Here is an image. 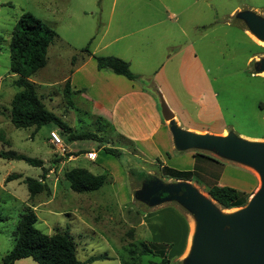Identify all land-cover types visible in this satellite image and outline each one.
Listing matches in <instances>:
<instances>
[{
  "label": "rangeland",
  "instance_id": "1",
  "mask_svg": "<svg viewBox=\"0 0 264 264\" xmlns=\"http://www.w3.org/2000/svg\"><path fill=\"white\" fill-rule=\"evenodd\" d=\"M147 1L149 0H140L129 9H140ZM242 1L243 4H260L256 0ZM238 2L225 0L224 9ZM166 3L169 4L167 0L151 2L161 12ZM109 5L108 0H0V152L10 151L40 160L46 168V159L50 156L46 139L49 137V131L53 129L64 145L73 143L72 148L91 147L97 151L98 143H103L109 148H118L120 150L118 157L113 155L107 157L112 159V164L123 174L121 179L117 175L113 177L111 172H108L110 164L105 162L106 166H101L102 170L96 172L106 176L103 186L95 192L78 194L70 190L69 184L63 181L62 174L59 180L57 175L42 179L43 170L40 167L31 166L24 161L0 158V260L12 249L14 244L12 233L24 212V207L28 206L34 209L35 228L40 232L51 235L57 231L67 230L71 234L76 244L77 258L83 264H117L113 257L119 255L123 259L126 256L123 247L128 251L127 264H155L154 262H159L163 258L168 259L169 264H184L191 233L190 223L193 226L195 223L193 214L176 201L149 205L135 196L137 192L154 184L155 181L165 185L177 181L165 177L163 164L159 160L147 164L148 161L141 155L137 157L131 155L134 150L132 144L118 137L111 143L108 140L114 136L112 134L108 138L109 131L97 134L99 124L91 121L82 110L70 107L64 96L65 79L69 78L71 70L85 57L79 51L87 46L91 51L98 41L96 33L104 18L102 16L100 19L98 8ZM25 13L42 21L57 35L48 48L47 64L31 78L42 103L75 133H96L101 140L67 142L58 128L52 124L42 126L36 131L34 128L16 129L11 124L10 102L18 88L13 85L15 76L9 73V43L18 19ZM223 13L224 11L217 13V22L212 27L199 30V33L192 32L194 40L200 36L194 46L197 63L192 69V74L198 75L192 77L186 70L178 69L174 82L171 80V84L163 86V92L160 94H164L163 98H166L168 107L175 112L184 128L206 130L210 133H220L222 129H226V134L233 133L241 138H249L260 135L261 128L256 125L260 119L263 131L261 139H264V71L256 68V63L264 58V46L256 43L258 47H255L243 35L241 28L246 27V24L237 15L231 18L230 25H225ZM185 14L187 16L189 11ZM198 23L200 27L204 25L200 20ZM203 34L205 37L201 38ZM137 82H141L142 87L150 90L153 80L140 79ZM70 101L75 103L77 100L70 98ZM101 127L103 128V125ZM193 152L213 155L204 150ZM44 170L47 173V169ZM189 170L195 175L199 174L197 177L201 182L196 183L195 178L188 182L202 196L209 199L205 188L212 180L203 176L214 179L217 175L215 167L198 158L193 168ZM252 171L258 176L256 171ZM12 174L20 175L21 178L6 181ZM25 178L42 180L45 189L35 197H29L23 182ZM54 185L56 190L55 196L52 197L49 188ZM118 186H122L120 188L123 189L122 194L127 198L125 202L121 199V205L117 197ZM93 197L97 198L101 207H93L91 212L85 211L90 213L86 217L90 220L86 221L79 213L80 209L83 210L80 200ZM215 207L221 214L233 213L239 209L225 210L217 203ZM141 220L145 225L139 226ZM86 224L90 225L88 227L94 233L86 229ZM153 224L162 225L159 233L157 229L154 233L149 227ZM158 235H161L163 240L159 241L156 238ZM144 246L152 255L141 256ZM130 250L132 254L129 253ZM101 254H106L111 259L86 262L91 255Z\"/></svg>",
  "mask_w": 264,
  "mask_h": 264
},
{
  "label": "crops",
  "instance_id": "2",
  "mask_svg": "<svg viewBox=\"0 0 264 264\" xmlns=\"http://www.w3.org/2000/svg\"><path fill=\"white\" fill-rule=\"evenodd\" d=\"M108 1L109 6L98 8L100 19L102 16L104 18L100 24V29L96 33L98 41L90 51L92 55L85 56L79 61L71 70L69 78L65 79V81L69 80L70 98L77 100L75 103L71 102L70 107L82 110L91 121L99 124L100 128L96 129L97 134L109 131L110 133H107L108 138L113 134L114 137L108 140L111 143L114 142V138L117 139L118 137L132 144L134 150L131 155L134 157L141 155L148 161L147 164L159 160L165 167L178 171H192L189 169L193 168L199 157L197 159L194 157L193 150L178 151L175 148L170 126L161 117L159 99L156 96L161 95L163 98L164 94H160V92H163V86L171 84V80L174 82L178 69L186 70L187 74L192 77L198 75V73L192 74V69L194 64L197 63L194 46L200 36H197L194 40L192 32L199 33V30L203 31L215 25L219 11H224L223 23L227 26L231 24V18L241 12H251L264 18V0H256L260 2L257 5L243 4L242 0H238V3L228 6L227 9H224L225 0H167L169 4L166 3V6H163L162 12L158 7L151 4L153 0L144 3L140 6V9H129L132 4L137 5L140 0ZM154 1L161 2V0ZM188 11L189 14L185 16ZM199 20L204 23L202 27L198 23ZM241 30L243 35L255 47H258L250 38L247 27H242ZM204 37L205 34L201 36V38ZM98 55L114 56L124 60L129 64L131 72L139 76L140 79L153 80L152 84L159 93L154 96L148 89L140 85L141 82L127 80L123 76L115 75L110 71L98 70L94 58ZM251 57L252 55L248 60ZM165 99L163 98L167 104ZM170 110L173 113L175 125L180 129L182 128L181 130L184 129L183 131L219 136L226 134V129H222L220 133H210L206 130L184 128L181 126L175 112L172 109ZM100 124L103 125V128ZM256 125L261 128L260 135H251L253 137L248 139L261 140L263 131L260 119L259 124ZM50 131L55 132L53 129ZM93 134L98 137L96 133ZM99 140L101 139L99 138ZM46 142L50 148V156L46 159L47 167L45 168L43 165L40 167L42 170L47 169L45 178L57 175L59 180L65 170L74 168H83L94 175H99L96 172L102 170L103 167L101 166H106L105 162L108 165L110 164L111 168L108 172H111L110 174L113 177L117 175L121 179L123 176L122 172L112 164V159L107 157L109 154L103 151V148L107 147L103 143L96 145L97 151L91 147H88V149L72 148L73 143L71 145L66 143L68 154L61 157L51 147L49 137ZM114 149L119 150L118 148ZM125 150L127 151V148ZM89 153L94 155L93 160L87 158ZM211 156L215 159L214 161L199 158L213 165L216 169L215 173L217 172L214 179L203 176L205 179L212 180V183L207 187L204 184L206 190L212 185L227 186L249 195L250 198L258 189L259 178L250 168ZM184 159L187 162L184 163ZM76 163L85 165H72ZM57 179L55 178V180ZM39 181L42 180L39 179ZM63 181H65L64 178ZM55 186L49 188L52 197L55 196ZM121 187L118 186L117 188L120 205L122 204L121 199L124 202L127 199L122 194L123 189L121 190ZM80 205L84 211L80 209L79 213L86 221L90 220L86 218L87 214L90 213L86 212L93 211V207H101L97 198L94 197L80 200ZM32 210L34 211V209ZM142 225H145V223L141 220L139 226ZM88 226L90 225H85L86 229L94 233ZM161 226V224H156V226L153 224L149 227L155 233L156 229L157 231L161 230ZM156 238L159 241L163 240L161 235L156 236ZM187 246L186 254L188 255L190 251L189 239ZM107 257L111 259V257ZM29 259H21L14 262V264H32ZM113 259H116L117 264H121L122 259L119 255L114 256Z\"/></svg>",
  "mask_w": 264,
  "mask_h": 264
},
{
  "label": "trees",
  "instance_id": "3",
  "mask_svg": "<svg viewBox=\"0 0 264 264\" xmlns=\"http://www.w3.org/2000/svg\"><path fill=\"white\" fill-rule=\"evenodd\" d=\"M57 38L54 30L29 13L23 14L17 21L10 37L9 43V73L15 76L13 85L18 92L10 102V122L16 129L34 128L35 131L46 125H54L58 128L61 136L67 142L90 140L99 141L93 133H75L63 120L54 115L42 103L41 97L36 92V86L31 78L47 64V51L49 46ZM82 55L91 56L88 46L79 51ZM98 70L110 71L115 75L123 76L130 81H140L139 76L133 74L129 64L114 56H94ZM150 92L157 95L158 91L151 84ZM69 80L64 83V96L71 106ZM261 107V105H260ZM262 109V108H261ZM1 141V140H0ZM103 151L109 155L118 157L119 150L104 147ZM197 159L205 158L214 161L210 155L194 152ZM0 158L6 160L24 161L25 163L41 167L40 160L31 159L14 152H0ZM158 161V160H156ZM165 177L174 178L175 181H190L193 178L198 183L197 174L191 171H178L169 167H162ZM42 179L45 177L43 170ZM21 178L20 175H9L6 181ZM64 180L69 184L71 191L75 193H88L99 190L106 181L104 175H94L83 168H74L63 172ZM27 187L29 197L40 194L45 185L41 181L32 178L23 180ZM200 182V181H199ZM206 194L215 201L222 209L229 210L246 205L249 195L237 191L232 187L212 185L206 190ZM36 216L30 207H24L12 233L14 244L12 249L0 260V264H14V262L30 258L36 264H83L77 258V249L73 237L65 231H57L51 235L44 234L35 228ZM125 257L121 264H127L128 251L123 247ZM132 254L131 250L129 251ZM152 255V252L144 246L141 256ZM108 259L106 254L92 256L87 262ZM133 262V260H132ZM155 264H169L166 258Z\"/></svg>",
  "mask_w": 264,
  "mask_h": 264
},
{
  "label": "water",
  "instance_id": "4",
  "mask_svg": "<svg viewBox=\"0 0 264 264\" xmlns=\"http://www.w3.org/2000/svg\"><path fill=\"white\" fill-rule=\"evenodd\" d=\"M237 16L250 34L264 42V18L251 12ZM256 68L264 71V58L256 63ZM158 99L161 117L169 124L178 151L204 150L248 167L258 173L259 188L245 206L228 214H221L216 202L202 196L188 181L168 185L155 181L137 192L136 198L149 205L176 201L193 214L195 231L184 264H264V139L183 131L175 125L173 113L161 95Z\"/></svg>",
  "mask_w": 264,
  "mask_h": 264
},
{
  "label": "built area",
  "instance_id": "5",
  "mask_svg": "<svg viewBox=\"0 0 264 264\" xmlns=\"http://www.w3.org/2000/svg\"><path fill=\"white\" fill-rule=\"evenodd\" d=\"M49 142L50 145L56 150V153L59 154L61 157H64L68 153L66 146L63 144L61 138L58 134H56V132H49ZM87 158L89 160H93L94 155L89 153L87 154Z\"/></svg>",
  "mask_w": 264,
  "mask_h": 264
},
{
  "label": "bare ground",
  "instance_id": "6",
  "mask_svg": "<svg viewBox=\"0 0 264 264\" xmlns=\"http://www.w3.org/2000/svg\"><path fill=\"white\" fill-rule=\"evenodd\" d=\"M249 36L251 37V39H252L255 43H257V44H259V45H261V46H264V43H263L262 41L258 40L255 36H253L252 34H250ZM200 135H204V134H200ZM190 229H191V231H190L191 233H190V235H189V246H190V248H191V246H192V241H193V236H194V231H195V227L193 226L192 223H190Z\"/></svg>",
  "mask_w": 264,
  "mask_h": 264
}]
</instances>
